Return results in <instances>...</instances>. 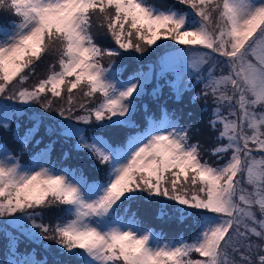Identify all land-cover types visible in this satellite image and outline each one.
Masks as SVG:
<instances>
[{"label": "snow or ice", "instance_id": "6c2138e0", "mask_svg": "<svg viewBox=\"0 0 264 264\" xmlns=\"http://www.w3.org/2000/svg\"><path fill=\"white\" fill-rule=\"evenodd\" d=\"M0 12L17 18L0 25V96L20 105L0 102V127L11 131L17 121L13 139L23 153L43 125L50 137L74 140L72 150L102 173L90 181L83 168L63 166L69 151L53 163L57 139L28 164L0 144V232L18 233L9 237L12 247L23 237L48 253L43 242L52 241L65 257L53 264H264V0H174L166 8L150 0H0ZM94 27L115 47H102ZM146 52L157 62L139 64L126 79V64L102 62L125 53L142 61ZM45 63L47 76L25 87ZM197 86L189 101L204 100L210 113L212 163L191 142V126L164 105L160 118L140 106L143 129L134 119L145 95L158 100L168 87L179 102ZM77 95L85 100L77 104ZM56 100L63 103L54 108ZM24 116L32 126L21 138ZM140 202L156 205L157 220L190 222L193 235L168 240L145 227L132 211ZM52 210L59 215L45 222Z\"/></svg>", "mask_w": 264, "mask_h": 264}, {"label": "trees", "instance_id": "16d2710c", "mask_svg": "<svg viewBox=\"0 0 264 264\" xmlns=\"http://www.w3.org/2000/svg\"><path fill=\"white\" fill-rule=\"evenodd\" d=\"M154 1L155 0H150L151 3L154 4ZM157 6H160V7H168L170 5H173V3H168V2H161V1H158V2H155ZM162 5H165V6H162ZM176 6V5H175ZM17 19L16 17L14 16H11L10 14H7V13H3V12H0V25H5L6 22L10 21V20H15ZM109 37V36H108ZM110 38V37H109ZM111 40V38H110ZM114 44V43H113ZM157 58H153L154 60L152 61L153 63L157 62ZM127 59V58H126ZM142 62H135V61H129V63H125L127 65V69L126 71L122 74V78H127L130 74L134 73L135 71H137L138 69V65L141 64ZM144 64V63H142ZM145 66L148 65V64H144ZM144 70H147V67L144 68ZM48 74V64H44L43 66V69L42 67H38L37 70H36V75L32 76L28 83L26 85H24L25 87H28V88H32L34 85H36L38 83V81L40 79H43L47 76ZM161 84H164L163 83V80L160 81ZM195 83V81L193 82ZM155 84H156V81H155ZM155 86V85H154ZM167 89L168 87H164L163 88V91H162V95L159 97L158 100H154L150 95H145L144 98L146 100L149 101V105H148V108H149V113L150 114H153L155 118H160L161 117V112L159 110V108H155L156 105H158L157 103H161L162 99L167 96L169 93H167ZM149 92H151L149 90ZM196 92H199L198 90H195L194 93H192V95H194ZM7 95V93H6ZM50 95V94H49ZM191 95L185 97V102L187 103V107H178L175 111L174 109L176 108V106L174 105V107L172 106H165L168 110V112L171 114V113H175V117L178 118L179 120V124L181 126H184V127H187V126H191V131L189 133L190 137H191V142L192 143H197L199 142L200 145H202L201 147V155L204 159H207L210 163L214 162L216 160V157L215 156H212L209 154V149H212L214 148L216 145H217V141L215 139L217 133L214 132V131H211L210 128H209V124H208V120H209V115L210 113L208 112H203L202 111V108H204V104H205V101L204 100H198L196 103H191L189 101V97ZM85 99V98H84ZM100 99L99 95H97V97L95 98V100H93L92 103H95L96 101H98ZM1 100H5V101H10L9 103H12L14 102L16 105L20 106L18 101L16 100H6L4 97L0 96V101ZM82 102L80 97L77 95V104ZM63 102L61 100H56L55 103H54V108L57 106V105H60L62 104ZM92 104H89L88 107H91ZM207 106L209 109L212 108V101H211V98L208 99L207 101ZM140 109V107L138 108ZM34 111L36 112H40L46 116H55L57 115V112L54 110V111H51L49 113H44V110L43 108L40 106V105H36L35 108H34ZM152 111H155V112H152ZM190 113V115H189ZM80 112L79 111H76L72 114L71 119H73V122H75L74 120V117L76 115H79ZM137 114L144 119L145 121V114L143 112L142 109L138 110L137 111ZM60 119H64V118H60ZM16 120L13 119L11 121V131H5L3 129V127H0V144H5L11 151V153L13 155H19L20 158L22 157L23 160H25V158H27L28 156L32 155V154H35L36 151H40V149H43L45 147V145L51 140V139H57V143L56 145L54 146V149L51 153V159L53 161V163H56L57 166H60L61 164V153L62 151H69L70 154H71V158L66 160V161H63V166L65 167H81V168H85L86 167V161H81L79 159H77L75 157V154L78 155V157H86L87 158V154L86 153H83V152H76V151H73V145L75 144V141L74 140H70L68 143H63V141L61 140V138H57V137H50L48 135L45 134V129H44V126L41 125L40 127V130L36 133L35 135V138L34 140L29 143L28 145V149L27 151H24L23 153L20 152V149H21V145L20 143H18L17 141H15L13 139V132L15 131V127H16ZM47 123H52V121L46 119L45 120V124ZM138 123V122H137ZM19 124H20V129H19V135L21 138L24 137L25 135V132L27 131L28 128H30L32 126V122L28 119L27 116H24L22 118H20L19 120ZM139 124V123H138ZM81 127H85V128H92L94 127V125H80ZM140 126V124H139ZM208 126V129H209V133L207 136H203L202 135V132H203V129L204 127H207ZM145 126H140L141 129H143ZM129 130L127 129H124L122 130V134L121 135L122 137H119V141L120 142H123L124 141V138L126 137L127 133H128ZM42 138V142L39 144V146H35V140H41ZM106 138H109L111 139V137H106ZM65 145V146H64ZM67 146V147H66ZM30 158V157H28ZM106 166H104L105 168ZM87 173L84 172V175L91 181V180H94V179H99L97 177H94V176H88L86 175ZM145 203L143 202H140V203H133L132 205V211L134 212H137L139 218L142 220L144 226H146V223L145 221L147 220L148 218V215H151V216H154L156 215V205H150V204H145V206L149 205V207H153L154 208V211L153 213L151 212L150 214L148 213H141L140 212V208L144 205ZM135 205V207H134ZM4 219H10V218H4ZM45 221H46V217H45ZM0 224H3V219H0ZM155 230L157 231H162L164 233V236H165V239H176V238H179L181 233L180 232V229L178 231H172V232H169V233H166L168 231H170V229H172V227L168 225H163L161 223L157 224L156 227H153ZM194 231V230H193ZM192 231V232H193ZM12 234H14V236H17L18 233L13 230V229H9L8 230V235L7 237L5 236V234L3 232H0V247H1V251L2 252V255L4 256V258H7V253H8V256L10 255V250L11 249V245L9 243V237H12ZM193 235V233L190 235V237ZM189 237V238H190ZM188 238V239H189ZM44 244H50L51 245V248L54 249L55 251V254L54 252H51V253H46L44 248L40 246V244H37V243H32L30 242L29 240L27 239H24L23 237H20V240H19V243H18V246L14 247L15 250H12V252H15L17 258H23V257H26V256H29L30 254H35L37 256V258L39 259H42L44 258L45 256L47 257V260H48V264H53V261L51 260L53 257L54 259L56 257H59V259L63 260L65 259V257L63 256H60L59 252H58V249H57V245L54 243V242H49L48 241H44L43 242Z\"/></svg>", "mask_w": 264, "mask_h": 264}, {"label": "rangeland", "instance_id": "374dc122", "mask_svg": "<svg viewBox=\"0 0 264 264\" xmlns=\"http://www.w3.org/2000/svg\"><path fill=\"white\" fill-rule=\"evenodd\" d=\"M158 1H161V2H168V3H173V4H174V0H155V1H154V4H156L155 2H158ZM175 5H176L175 7H176L177 9H180V8L183 7V6L179 5V4H175ZM162 6H165V5H162ZM8 22H9V21H8ZM8 22H6L5 25H7ZM93 31H94V35L96 36L97 42L100 43L102 47H115V45L111 42L110 38L108 37V35L106 34V32H105L104 29H98V28H95V27H94V30H93ZM105 42H107V43H105ZM158 43H173V42H171V41H167V42H165V41H160V42H158ZM150 51H151V50H149V52H150ZM149 52H146V53L144 54L145 59L142 60V61H140V62H142V63H144V64H149V62H152V61L154 60L153 58H156V57H157V55H155V54H153V55H149ZM133 55H134V56H139L140 54H138V53H136V54L125 53L123 58H121V57H109V56H105V57L103 58V61H102V62H103V64H104L105 67H108L110 63L113 64V67H118V66H120L121 64H125V63L128 64L130 60H131V61H135V62H139V61H137L136 59H133V58H132ZM126 58H127V59H126ZM157 60H158V58H157ZM113 62H114V63H113ZM152 63H153V62H152ZM45 64H46V63H45ZM43 66H44V64L41 65L42 69H43ZM144 71H147V70H144ZM168 78L171 79L172 77L169 76ZM193 82H194V81H193ZM163 83H165L164 80H163ZM154 85H155V80H153L152 83H149V84L147 85V90H148V91H149V90L151 91L152 88L155 87ZM195 90H198V91L200 92V91H201L200 86H197L195 89H193L192 92L185 93L184 96L182 97V99H181L179 102H177V101L174 99V95H173V93L171 92V89L168 88V89H167V93H169V94H168L167 96H165V97L162 99L161 103H157V104H158V105L169 106V107H170V106L174 107V105H175L176 108L174 109V111H175L178 107H182V106H183V107H187V105H186L187 103L185 102V97H187V96H189V95H192V93H194ZM78 96H79V95H78ZM79 97H80V99H81L82 102L85 100L84 97H81V96H79ZM0 102L7 103V104H10V105H13V106H17V107H19V106L16 105L14 102L9 103L10 101H5V100H1ZM143 104H147V105H149V101L146 100L144 97H143V99H142L141 101L138 102V108H139L141 105H143ZM158 105H156L155 108H159ZM88 106H89V104H88ZM204 106H205V104H204ZM152 112H155V111H152ZM161 115H162V114H161ZM134 119L140 124V126H142V125L145 126V121H144V119L141 118L137 113H136ZM208 133H209L208 126H207V127H204L203 132H202V135H203V136H207ZM121 135H123V134H122V130L119 132L118 136H119V137H122ZM61 140H62V139H61ZM64 146H65V145H64ZM66 147H67V146H66ZM8 149H9V148H8ZM9 150H10V149H9ZM10 152H11V151H10ZM37 154H38V151H36L35 154H32V155L28 156V157H31L30 159L27 157V158H25V160H23L22 157H21V158H20V159H21V163H22V164H28V163H30V162H33V161L35 160ZM75 157H76L77 159L81 160V161H86V167L83 169L84 172L87 173L86 175H88V176H90V177H91V176H94V177L100 178V176L102 175V173L97 172V171H95V170L92 168V164L94 163V161L89 160V159H87L86 157H78L77 154H75ZM97 167L104 168V166H100V165H97ZM134 207H135V205H134ZM153 211H154V208H153V207H149V205L145 206V204L140 208V212H141V213L144 212V213H148V214H150L151 212L153 213ZM57 215H59V213L56 212L55 210H52L47 216H45V217H46V221H45V222H52V221L55 219V217H56ZM145 223H146V226H145V227H150V228L156 227L157 224H159V223H161V224H163V225H168V224H169V226L172 227V229H170V231H168V232H166V233L172 232L173 230H174V231H178V230L180 229V232L183 233V236H184L185 239H188V238L190 237V235L193 233L192 231L194 230V228L190 227V222H186V223H184V224H179V223H177L176 221H169V222L165 223V222H162V221H160V220H157L154 216H151V215H148V218H147V220L145 221ZM153 229H154V228H153ZM12 236H14V234H12ZM176 239H178V238H176ZM169 240H175V239H169ZM49 242H51V241H48V243H49ZM0 246H1V245H0ZM11 249H12V250H15L14 247H12V246H11ZM12 250H10V255L8 256V253H7V258H4V256L2 255V252H3V251H1V247H0V264H7V262H10V261L13 260V259H18L17 256H16V254H15V255L12 254V253H13ZM51 252H54V254H55L54 249H52ZM51 252H49V253H51ZM26 258L39 259V258H37V256H36L35 254H30L29 256H26V257H23V258H19V259L23 260V259H26ZM56 258H59V257H56ZM51 260L54 261V257H53Z\"/></svg>", "mask_w": 264, "mask_h": 264}]
</instances>
